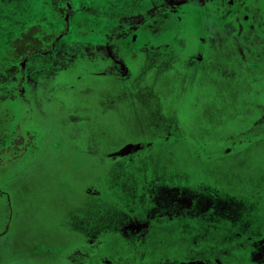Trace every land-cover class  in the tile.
I'll use <instances>...</instances> for the list:
<instances>
[{"label": "rangeland", "instance_id": "obj_1", "mask_svg": "<svg viewBox=\"0 0 264 264\" xmlns=\"http://www.w3.org/2000/svg\"><path fill=\"white\" fill-rule=\"evenodd\" d=\"M241 5L0 0V264H264ZM33 24L43 49L16 57Z\"/></svg>", "mask_w": 264, "mask_h": 264}, {"label": "flooded vegetation", "instance_id": "obj_2", "mask_svg": "<svg viewBox=\"0 0 264 264\" xmlns=\"http://www.w3.org/2000/svg\"><path fill=\"white\" fill-rule=\"evenodd\" d=\"M242 1V15H245V20H250V16L256 17V20L258 21V24L252 25L249 27H252V30L255 35L253 36L249 31L247 35L244 34V39L242 41L244 42V46L248 49H251L252 54H254L257 58L260 60H264V39L260 40V32H264V24H260V22H263L264 18V12H260V8L256 9L257 6L255 4L254 0H241ZM248 6H253V8H247ZM252 21V20H251ZM249 23V22H248ZM7 96L3 95L1 96V100H5Z\"/></svg>", "mask_w": 264, "mask_h": 264}, {"label": "trees", "instance_id": "obj_3", "mask_svg": "<svg viewBox=\"0 0 264 264\" xmlns=\"http://www.w3.org/2000/svg\"><path fill=\"white\" fill-rule=\"evenodd\" d=\"M57 2H59V0H55V4H57ZM57 9L61 10V8ZM38 31V26L33 24L25 32H22L12 40L13 53L16 57L30 56L43 49L44 38L37 35ZM13 69L18 71L17 66H14Z\"/></svg>", "mask_w": 264, "mask_h": 264}]
</instances>
